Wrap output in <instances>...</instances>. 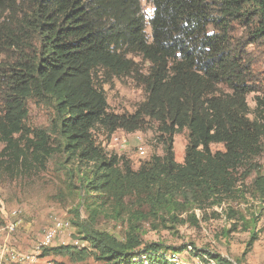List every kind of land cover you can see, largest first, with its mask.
<instances>
[{
	"label": "trees",
	"instance_id": "trees-1",
	"mask_svg": "<svg viewBox=\"0 0 264 264\" xmlns=\"http://www.w3.org/2000/svg\"><path fill=\"white\" fill-rule=\"evenodd\" d=\"M142 1L0 0V50L22 55L0 61V163L22 171L63 157L78 174L89 215L126 224L121 239L92 225L80 232L104 264H175L170 255L181 247L143 243V225L157 230L196 224L195 210L234 198L252 170L251 192L264 200V175L250 168L262 150L264 98L257 97L250 111L246 95L252 90L230 44L231 24L243 20L264 42V0H144L152 6L148 17ZM34 39L36 49L28 51ZM130 55L148 63L146 73ZM98 70L135 75L145 99L132 113L109 112L94 82ZM28 100L51 110L48 128L26 125ZM147 119L155 124L162 154L136 169L96 143L95 127L110 136L118 129L141 130ZM184 129L187 143L177 162L173 137ZM213 143L223 149L212 151ZM241 166L248 170L238 177ZM255 221L251 216L249 223ZM41 248V255L86 254L74 244ZM211 255L200 256L231 264Z\"/></svg>",
	"mask_w": 264,
	"mask_h": 264
},
{
	"label": "rangeland",
	"instance_id": "rangeland-1",
	"mask_svg": "<svg viewBox=\"0 0 264 264\" xmlns=\"http://www.w3.org/2000/svg\"><path fill=\"white\" fill-rule=\"evenodd\" d=\"M142 9L148 17L152 6L142 1ZM253 23L248 20L233 22L230 29L231 48L239 53L242 60L241 70L245 82L250 87L246 101L250 111L255 107L257 97L264 98V42L253 38ZM146 35L150 36L149 26ZM31 49H36L37 41L33 40ZM33 48V49H32ZM22 58L12 49L0 50V61L13 62ZM136 67L146 73L148 63L141 57L130 55ZM94 78L95 85L105 94L108 111L113 113H132L145 99V92L140 80L135 75L111 77L98 70ZM3 95L0 90V108L3 106ZM28 116L26 125L31 130L48 128L52 118L51 110L42 103L32 100L27 102ZM252 117V114L250 115ZM94 138L106 153H116L125 156L136 169L139 164L148 160L152 154H162V145L157 139L155 124L147 119L146 126L134 132L118 129L107 136L100 128H94ZM187 143V130L173 137L174 159L183 161L184 148ZM262 150L250 162V168L257 167L264 175V137L261 140ZM3 144L0 143V150ZM212 151L222 150L221 143L210 145ZM248 170L241 166L237 176L241 177ZM255 176L253 170L245 176L234 198L224 201L220 206H213L203 212L195 210L197 223L179 224L173 228L149 229L143 225V243L155 242L163 247L179 248L176 251L177 264H205L202 254H214L231 264H264V200L255 196L251 191V181ZM239 183L237 186H239ZM76 171H69L63 157L53 155L44 167L35 166L30 170H14L0 163V204L4 206L7 219L13 221L10 213H17V224L8 238L12 245L21 250H30L41 244L45 231L56 221L69 222L71 227L61 231L56 239L48 246L74 244L85 247L86 254L80 256L41 255L39 264H104L93 256L90 244L79 239L85 227L107 231L118 238H123L126 224L122 220H112L104 216H90L83 202V192ZM251 216L256 218L255 225L249 223ZM6 223L5 216L0 212V227ZM255 232V239L251 233ZM79 241V244L77 242ZM188 246L190 249H186ZM186 249V250H185ZM172 252V251H171ZM210 253V254H208ZM212 256V255H211ZM172 255H170V259ZM217 264H222L217 261Z\"/></svg>",
	"mask_w": 264,
	"mask_h": 264
},
{
	"label": "built area",
	"instance_id": "built-area-1",
	"mask_svg": "<svg viewBox=\"0 0 264 264\" xmlns=\"http://www.w3.org/2000/svg\"><path fill=\"white\" fill-rule=\"evenodd\" d=\"M0 212L5 216L6 223L0 227V264H39L40 249L45 244H51L61 231L68 227L67 222L56 220L44 233L41 244L35 246L30 250H21L11 244L8 236L15 229L17 224L16 211L10 213L13 221L7 219V213L4 206L0 204ZM77 242V241H76ZM79 244V241L77 242ZM83 245L82 243L79 246Z\"/></svg>",
	"mask_w": 264,
	"mask_h": 264
},
{
	"label": "bare ground",
	"instance_id": "bare-ground-1",
	"mask_svg": "<svg viewBox=\"0 0 264 264\" xmlns=\"http://www.w3.org/2000/svg\"><path fill=\"white\" fill-rule=\"evenodd\" d=\"M67 225H68L69 228L71 227V224L69 222H67ZM49 245L50 244H45V246H49ZM175 259H178L177 258V255L172 254V258L170 259V261L172 263L174 262L175 264H177V261H175ZM204 261H205V264H217V262L215 260H213V259H207V258H205Z\"/></svg>",
	"mask_w": 264,
	"mask_h": 264
}]
</instances>
